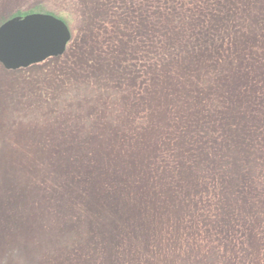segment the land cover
I'll return each instance as SVG.
<instances>
[{
	"label": "rangeland",
	"instance_id": "obj_1",
	"mask_svg": "<svg viewBox=\"0 0 264 264\" xmlns=\"http://www.w3.org/2000/svg\"><path fill=\"white\" fill-rule=\"evenodd\" d=\"M77 1L0 0V26L42 10L70 15L87 36ZM159 1L224 11L228 32L239 25L228 39L236 64L174 69L157 45L141 63L137 42L125 60L137 82L94 67L66 79L64 55L17 71L0 64V264H264V0ZM240 27L258 34L243 44ZM251 106L263 137L227 148Z\"/></svg>",
	"mask_w": 264,
	"mask_h": 264
},
{
	"label": "trees",
	"instance_id": "obj_2",
	"mask_svg": "<svg viewBox=\"0 0 264 264\" xmlns=\"http://www.w3.org/2000/svg\"><path fill=\"white\" fill-rule=\"evenodd\" d=\"M77 4L86 11L85 18L88 20V24L85 28V32L89 30V35L85 36V34H83V37H79L81 34L78 29L72 27L71 21L73 20L70 15H66V17L55 15L57 18L63 20L72 31V40L68 46L67 52L63 56L64 60H68V62L71 61L69 63V70L63 72V77L70 73L69 77L66 79L82 78L86 70L94 67L95 74L99 78L100 76L105 77L108 75L109 77H114L116 80L114 82L117 83H119V81H122V83L137 82L135 79H142L143 75H138V72L136 74L137 65L134 62L129 63L125 61L133 57L129 50L133 45L136 46V42L138 45H141V51L137 54L139 57L137 58L136 56L141 63L146 61V59H153L152 53L157 45L158 53L156 51L154 53L160 54V61H164L168 66H173L174 69L181 68L185 64H192L193 68H203L202 65L205 63L210 66L213 64L218 67H223L227 64L233 66L236 64L235 60H239L238 57H241L235 54L236 51L231 47L234 45L231 44L232 42L228 41V39L230 40L233 30L238 28L239 25L235 22L232 31L228 32L230 28L227 26L226 21L232 22V20L228 19L224 11L215 9L212 5L208 7L198 2L196 4L193 2V4L186 5L185 1L183 4H176L174 1L172 6L167 4L161 7L163 4H161L159 0V5L147 0H78ZM157 8H159V10H157ZM160 8L162 9L161 11ZM36 13H43V11L37 10L28 14L20 13L15 16H25ZM240 29L242 33L240 41L243 42V44L250 43V39H254L255 37L254 34H258L253 30L252 37H248V35L244 33L242 27H240ZM91 33L94 34L92 35ZM226 33L228 34L226 35ZM131 38L135 39V42H133ZM212 44L221 45V56L223 57H219L217 53L211 50L210 45ZM97 47L103 50H98L101 58L105 55L103 62L101 58L98 60L97 53L94 52ZM188 47L191 48V50L188 51ZM70 50L75 51V54L72 55L74 59H72V56L68 57ZM116 50H118V52H116ZM188 53L195 54L194 60L186 59L185 55ZM197 53H199V55H196ZM209 54L214 57L212 60L205 58V55ZM61 58L62 57L59 59ZM157 67L158 64L155 65V69ZM193 68L192 70L194 71ZM82 72H84V74H82ZM175 73L180 77L178 71ZM163 74L167 75L166 71ZM195 74L196 73H192L190 78L187 76L182 77L181 80L186 81L183 83L178 81L179 86L184 87L187 84L193 85L194 81L199 79ZM202 74H204V72ZM117 77L120 78L119 81ZM107 85L111 89L110 85ZM135 85L137 86L136 83ZM112 87L118 89L115 85ZM249 88L251 87H246L243 94L247 95L250 90ZM257 92L258 93L255 95L256 97L264 94L261 92L259 86ZM186 93L188 98H191L193 93ZM259 98L262 101L264 100V96ZM182 100L185 99L182 98ZM182 105L185 110L188 103L185 102ZM250 110L252 111V118L247 122H240L237 124V129H242L243 132L237 135L240 138V140H238L239 143L235 145H230V143H228L227 148L239 149L242 147L245 150L251 141L255 142L256 140H261V137H263L258 130L256 121L257 115H255V113L257 114L260 110L254 106H251ZM179 118L180 117H175L174 119L178 120ZM225 129H227V127H225ZM182 131H186V129ZM212 131L213 128L209 127L207 133H212ZM191 138L197 140L198 134L191 135ZM189 141L191 142V140ZM195 149L196 150L190 152L196 154L198 153V149L201 151L205 150L201 147H196Z\"/></svg>",
	"mask_w": 264,
	"mask_h": 264
},
{
	"label": "water",
	"instance_id": "obj_3",
	"mask_svg": "<svg viewBox=\"0 0 264 264\" xmlns=\"http://www.w3.org/2000/svg\"><path fill=\"white\" fill-rule=\"evenodd\" d=\"M72 40L69 26L50 14L15 17L0 26V64L8 71L27 69L62 57Z\"/></svg>",
	"mask_w": 264,
	"mask_h": 264
}]
</instances>
